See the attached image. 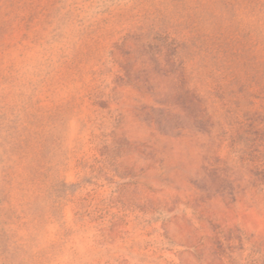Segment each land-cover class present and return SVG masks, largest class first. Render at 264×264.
Returning <instances> with one entry per match:
<instances>
[{
	"label": "rangeland",
	"instance_id": "rangeland-1",
	"mask_svg": "<svg viewBox=\"0 0 264 264\" xmlns=\"http://www.w3.org/2000/svg\"><path fill=\"white\" fill-rule=\"evenodd\" d=\"M0 264H264V0H0Z\"/></svg>",
	"mask_w": 264,
	"mask_h": 264
}]
</instances>
